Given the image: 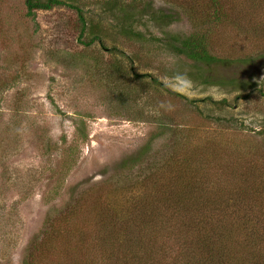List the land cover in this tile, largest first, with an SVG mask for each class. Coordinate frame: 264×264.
I'll list each match as a JSON object with an SVG mask.
<instances>
[{"label": "rangeland", "instance_id": "obj_1", "mask_svg": "<svg viewBox=\"0 0 264 264\" xmlns=\"http://www.w3.org/2000/svg\"><path fill=\"white\" fill-rule=\"evenodd\" d=\"M61 1L0 0V264L200 262L216 222L264 264V224L240 233L264 213V0ZM198 34L216 60L168 44ZM228 192L241 213L203 211Z\"/></svg>", "mask_w": 264, "mask_h": 264}, {"label": "trees", "instance_id": "obj_2", "mask_svg": "<svg viewBox=\"0 0 264 264\" xmlns=\"http://www.w3.org/2000/svg\"><path fill=\"white\" fill-rule=\"evenodd\" d=\"M25 4L29 10V14H32V12H35L37 10H50L55 6L63 5L64 2L61 0H24ZM76 11L78 12L79 15V21L84 26L83 22V15L81 13V10L76 8ZM125 13L126 11L123 10ZM157 14H161L163 16L162 12H157ZM156 15V14H154ZM125 18L122 19V21L127 20V22L133 17L131 13H125ZM164 18H167V16H164ZM84 32V31H83ZM83 32L81 33L80 36H83ZM127 32V31H126ZM131 29L128 30V33H131ZM95 34V32H94ZM174 41V42H173ZM177 41V43H176ZM87 44V42H86ZM168 44L170 48H173L174 50H177L178 53L184 54L187 56L189 59L195 61V62H208L216 60L210 56L208 52V47H207V40L206 37L203 34H198L194 37H189L184 40H178V39H172L171 41L168 40ZM242 195V191H239ZM190 193V190L187 188L183 192L184 196L188 195ZM181 194V193H179ZM220 194V193H219ZM236 193H231L228 192L225 195L218 196L217 197H211L209 200L208 198L205 199V201H202V209L203 211H207V214L212 213V211L219 212V214L227 212L229 209L233 210V213H241V211H238L240 209V200H242L241 195L237 192L238 198L241 199H236L234 197ZM182 196V194H181ZM181 196L175 198L176 201V206L179 205L178 209H181V206L184 208H189L188 205L191 202H187V205L185 202V198H182ZM181 197V198H180ZM181 205V206H180ZM196 208L197 205L189 211L194 214L196 213ZM258 210H261L264 208V204H260L257 207H255ZM209 212V213H208ZM262 213V214H261ZM261 213H257L254 215L255 222H252L253 220L252 216H246L244 215L245 222L240 226V233L242 236V242L245 244H250L253 245L257 239L260 237V230H259V223L264 224V213L263 211ZM198 214V213H196ZM200 215V214H198ZM239 215V214H238ZM263 215V217H262ZM207 219L211 221L209 216H205ZM211 224V223H209ZM207 224V225H209ZM193 228H197L199 226L198 223H192L191 224ZM212 229H205V232L200 234L198 236V243H199V248L201 251H203L201 254V257L199 258V261H196L194 259V254L192 253L193 247L192 244L189 245V243L186 241L185 243L188 244L185 246L188 250H184V247H182L181 253L179 252V259L176 264H248L245 260L239 259V257H234L233 253L231 251V246H228L227 241L229 240V237L227 236V233L225 229L222 227L218 226V223L216 222L215 224L210 225ZM244 237V238H243ZM264 237V236H263ZM244 239V240H243ZM150 245L148 244L144 246L142 249V257L143 256H150V261L152 263L154 262L153 257L156 258L159 257V255H156L154 252L150 250ZM132 255H123L121 257H115L117 260L115 264H140V260L138 259L137 255H133V252L131 253ZM155 254V255H154ZM108 257V256H107ZM155 258V261L157 260ZM121 260V261H120ZM137 261V262H135ZM151 263V264H152ZM249 264H255V262H249Z\"/></svg>", "mask_w": 264, "mask_h": 264}]
</instances>
